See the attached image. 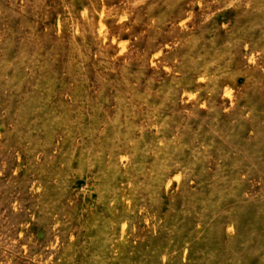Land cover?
<instances>
[{
    "label": "rangeland",
    "instance_id": "374dc122",
    "mask_svg": "<svg viewBox=\"0 0 264 264\" xmlns=\"http://www.w3.org/2000/svg\"><path fill=\"white\" fill-rule=\"evenodd\" d=\"M0 264H264V0H0Z\"/></svg>",
    "mask_w": 264,
    "mask_h": 264
}]
</instances>
